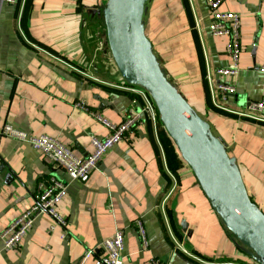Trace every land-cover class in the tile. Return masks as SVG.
Instances as JSON below:
<instances>
[{"label": "crops", "instance_id": "1", "mask_svg": "<svg viewBox=\"0 0 264 264\" xmlns=\"http://www.w3.org/2000/svg\"><path fill=\"white\" fill-rule=\"evenodd\" d=\"M79 1L18 0L0 7V234L30 208L42 182L54 178L67 187L57 205L65 226L37 216L16 250H4L0 240V264H94L101 242L117 230L124 234L122 264H254L212 212L170 141L177 168L168 166L156 119H150L144 100L114 82L93 53L86 38L103 24L102 7L78 39H64L63 21ZM158 1L162 18L154 36L159 44L149 32L150 22L146 33L153 54L165 63L160 68L226 144L248 195L264 213V123L213 105L245 113L264 99V0H226L222 6L240 19L239 69L233 77L218 74L232 61L226 38L208 29L204 0ZM67 60L93 66L111 81L81 72ZM221 84L235 90L225 101L216 93ZM131 108L140 117L135 129L104 155L86 182L70 180L29 143L1 134L8 124L31 136L53 138L83 158L91 152L90 136L108 134L95 116L117 125ZM182 221L189 236L181 231Z\"/></svg>", "mask_w": 264, "mask_h": 264}, {"label": "water", "instance_id": "2", "mask_svg": "<svg viewBox=\"0 0 264 264\" xmlns=\"http://www.w3.org/2000/svg\"><path fill=\"white\" fill-rule=\"evenodd\" d=\"M151 3L106 0L103 5L101 0L91 13L90 21L102 7L109 55L123 80L114 82L147 94L162 130L189 168L212 212L239 250L254 264H264V213L248 195L238 163L226 144L189 104L173 78L166 73V79L161 73L159 66L163 68L165 63L153 54V42L146 33ZM74 64L91 76L109 80L93 66ZM180 227L189 236L186 223L180 222Z\"/></svg>", "mask_w": 264, "mask_h": 264}, {"label": "built area", "instance_id": "3", "mask_svg": "<svg viewBox=\"0 0 264 264\" xmlns=\"http://www.w3.org/2000/svg\"><path fill=\"white\" fill-rule=\"evenodd\" d=\"M225 1L226 0H204L210 16L208 29L214 37L226 38L225 51L232 61L230 67L219 70L218 74L233 77L238 73L239 69L238 61L241 52L239 40L240 19L238 14L222 11V6ZM17 2L18 0H0V7L3 5H14ZM263 70L264 67L261 68V71ZM121 88L140 96L145 102V111L150 114V119L154 120L156 110L145 92L126 85H121ZM234 91L233 87L224 84L216 87V93L220 95L222 101H225L227 95L234 94ZM213 105L216 109L225 113L264 123V99L251 103L245 113L229 110L218 102H214ZM95 118L97 122L108 130V134L103 138L90 136L89 143L91 152L83 158L77 157L70 149L53 138L46 136H31L25 132L15 130L8 124L3 125L1 134L5 137L29 143L46 161L63 170L70 180L86 182L91 173L97 168L104 155L117 143L129 137V134L135 129L140 117L139 114L131 108L127 112L125 119L117 125L109 123L99 115H96ZM66 194L67 187L64 183L54 178H49L42 182L39 185L38 191L32 197V205L30 208L13 220V222H11L0 234L3 249L6 251L16 250L19 243L30 231L37 216H45L51 220L53 224L65 226L63 217L57 212V205L66 197ZM137 228L143 244H146L144 231L140 223H137ZM123 250L124 234L121 230H117L111 237L101 242V256L96 257L94 264H122ZM85 255H91V251L86 252ZM151 264L161 263L159 261H152Z\"/></svg>", "mask_w": 264, "mask_h": 264}, {"label": "rangeland", "instance_id": "4", "mask_svg": "<svg viewBox=\"0 0 264 264\" xmlns=\"http://www.w3.org/2000/svg\"><path fill=\"white\" fill-rule=\"evenodd\" d=\"M89 1H91V0H80L77 3V6L73 10V12L69 11L67 13V16L65 17V21H63L65 23V26L63 27V30L65 32V33H63L64 39L76 40V38L82 34L83 30L85 31V29L88 28L86 26H87V23L90 22L91 13L94 12L96 9H98V5L101 4V0H94L93 6L91 8H87L86 5L89 4ZM161 7H162V1L155 2V0H152L151 6L149 9L148 18H147V22H150L149 32H150L151 36L154 37L153 40L156 42L158 39L155 38L154 35H157L158 30H156V28L160 25V22H161V18H162L161 10H160ZM166 8H167V6H166ZM87 9H90V11ZM69 26H72V27H69ZM158 38H160V37H158ZM159 42H157V43L159 44ZM168 55L169 54L165 51V56H168ZM67 61L70 64L74 65V62H71L69 60H67ZM79 69L81 70L80 67H79ZM81 72H85V70H83Z\"/></svg>", "mask_w": 264, "mask_h": 264}, {"label": "bare ground", "instance_id": "5", "mask_svg": "<svg viewBox=\"0 0 264 264\" xmlns=\"http://www.w3.org/2000/svg\"><path fill=\"white\" fill-rule=\"evenodd\" d=\"M102 20H103V24L99 25L92 34H87L88 36L86 39L87 41H90L92 43L93 53L101 57V62L105 66V70L110 74H113L116 82H121L123 80L119 76L117 69L115 68L111 60V57L109 55L108 47L106 44V38H105V21L103 18ZM81 44H84V42H81ZM160 71L163 74V76L166 78L161 68Z\"/></svg>", "mask_w": 264, "mask_h": 264}, {"label": "trees", "instance_id": "6", "mask_svg": "<svg viewBox=\"0 0 264 264\" xmlns=\"http://www.w3.org/2000/svg\"><path fill=\"white\" fill-rule=\"evenodd\" d=\"M155 119H156V126L158 127V131H157V136H158V139H159V144L161 145L162 149H163V152H164V155H165V159H166V162L168 164L169 167H172L171 164L173 165V170L176 167V155L173 151V148L172 146L170 145V142L169 140L166 138L164 132L162 131V129L160 128V124L158 123L157 121V115L155 113Z\"/></svg>", "mask_w": 264, "mask_h": 264}]
</instances>
